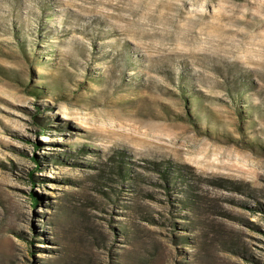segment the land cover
I'll use <instances>...</instances> for the list:
<instances>
[{
  "label": "rangeland",
  "instance_id": "374dc122",
  "mask_svg": "<svg viewBox=\"0 0 264 264\" xmlns=\"http://www.w3.org/2000/svg\"><path fill=\"white\" fill-rule=\"evenodd\" d=\"M0 264H264V0H0Z\"/></svg>",
  "mask_w": 264,
  "mask_h": 264
}]
</instances>
